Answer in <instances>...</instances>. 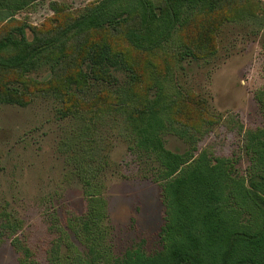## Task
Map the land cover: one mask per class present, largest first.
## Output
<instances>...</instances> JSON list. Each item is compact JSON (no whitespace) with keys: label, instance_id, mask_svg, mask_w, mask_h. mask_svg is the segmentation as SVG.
<instances>
[{"label":"rangeland","instance_id":"1","mask_svg":"<svg viewBox=\"0 0 264 264\" xmlns=\"http://www.w3.org/2000/svg\"><path fill=\"white\" fill-rule=\"evenodd\" d=\"M99 1L36 0L14 19L27 26L31 40L34 29L51 34ZM245 1L254 14H218L210 22L216 40L209 48L215 52H202L197 60L179 62L168 51L143 53L122 38L105 39L124 51L144 81L148 76L153 84V74H169L166 93L179 104L172 117L177 128L191 129L182 138L163 135L165 149L227 160L233 176L249 185L256 166L247 133H264V0ZM8 15L0 13V35L12 26L4 22ZM201 24L193 26L195 38ZM185 32L176 42L188 44ZM116 75L126 86V75ZM49 78V67L31 72L19 81L31 93L28 105L0 106V264H19L15 238L31 248L35 264H91L90 248L108 264L154 254L165 224L160 163L135 147L122 112L102 113L103 122L91 130L78 117L62 118L58 110L65 101L39 91L49 88L40 85ZM95 87L89 98L108 86ZM90 192L101 196L107 211L105 233L92 238L82 230Z\"/></svg>","mask_w":264,"mask_h":264},{"label":"trees","instance_id":"2","mask_svg":"<svg viewBox=\"0 0 264 264\" xmlns=\"http://www.w3.org/2000/svg\"><path fill=\"white\" fill-rule=\"evenodd\" d=\"M34 1L0 0V13L9 14L4 22L12 24L0 35V106L26 107L31 93L23 78L49 67L50 78L40 85L50 89L39 91L65 101L58 110L62 118L78 117L91 130L102 121V113L122 112L135 147L161 165L165 204L161 249L152 255H129L122 264H264V133H247L246 148L256 166L249 185L233 176L227 160L206 153L169 152L162 136L182 138V131L191 129L184 124L177 128L180 122L172 117L179 104L178 97L166 93L169 74H153V84L148 76L144 81L124 51L115 50L111 40L105 39L122 38L143 53L168 51L179 62L187 57L197 60L202 52H215L209 48L216 40L210 22L218 14L226 17V12L228 17L244 16L247 11L254 14L247 10V1L100 0L51 34L34 29L30 40L27 26L14 17ZM199 20L202 24L195 38L193 26ZM184 31L186 45L176 42ZM117 73L126 75V86H119ZM6 77L18 80L6 83ZM95 86L108 87L89 98ZM81 101L84 108L78 107ZM86 197L82 230L92 238L105 233L107 211L97 192ZM12 244L19 264H35L24 241L15 238ZM90 253L91 264H108L93 248Z\"/></svg>","mask_w":264,"mask_h":264}]
</instances>
